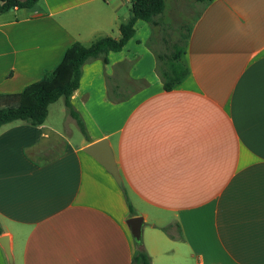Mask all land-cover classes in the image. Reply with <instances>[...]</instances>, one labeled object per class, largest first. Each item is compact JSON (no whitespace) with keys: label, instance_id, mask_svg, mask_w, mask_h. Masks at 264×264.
<instances>
[{"label":"crops","instance_id":"0c3cea01","mask_svg":"<svg viewBox=\"0 0 264 264\" xmlns=\"http://www.w3.org/2000/svg\"><path fill=\"white\" fill-rule=\"evenodd\" d=\"M133 1L0 14V94L41 80L75 43L118 39ZM196 6L165 0L167 31L139 20L122 51L83 66L72 104L86 136L63 98L41 126L0 128V237L14 264H133L132 217L152 264H264V0ZM186 25L188 74L166 91L156 53ZM103 139L121 184L84 151Z\"/></svg>","mask_w":264,"mask_h":264},{"label":"trees","instance_id":"16d2710c","mask_svg":"<svg viewBox=\"0 0 264 264\" xmlns=\"http://www.w3.org/2000/svg\"><path fill=\"white\" fill-rule=\"evenodd\" d=\"M38 0H0V14L14 9L31 8ZM213 0H192L193 5H209ZM165 0H134L130 9V18L120 26V37L110 36L93 42L90 46L75 43L66 52L62 62L44 77L27 86L20 93L0 94V128L6 124L23 121L31 126H41L47 119L51 104L63 98L70 115L77 120L82 133L86 129L80 114L74 109L72 97L78 90L83 66L95 59L107 62L110 52H120L135 35L137 21L143 20L152 27L167 31L169 26L164 22L163 13ZM201 10L197 12L200 13ZM196 18V17H195ZM191 28L186 27V34L177 42L165 40V50L156 53L157 70L166 91L175 88L188 74V68L183 63L187 40ZM131 215H136L129 204ZM167 229H165L166 231ZM0 226V234H2ZM142 241H136L137 250L133 264H152L147 252L142 248Z\"/></svg>","mask_w":264,"mask_h":264},{"label":"water","instance_id":"95a60500","mask_svg":"<svg viewBox=\"0 0 264 264\" xmlns=\"http://www.w3.org/2000/svg\"><path fill=\"white\" fill-rule=\"evenodd\" d=\"M84 151L95 158L103 167L109 171L116 182L121 184V177L119 175L118 167L115 163L113 153L108 144V141L103 139L98 142H95L87 146ZM128 226L131 229L133 237L137 241H141L142 238V226L143 218L142 217H132L127 222ZM0 246L2 247L5 256L7 258L8 264H14L13 253L11 249L10 239L8 236L0 237Z\"/></svg>","mask_w":264,"mask_h":264},{"label":"rangeland","instance_id":"374dc122","mask_svg":"<svg viewBox=\"0 0 264 264\" xmlns=\"http://www.w3.org/2000/svg\"><path fill=\"white\" fill-rule=\"evenodd\" d=\"M201 6H202V5H198V6L194 7V8H192L191 11H190L191 14H192V13H196V14H197V12H198L199 10H201ZM191 20L194 21V20H195L194 17L191 16ZM189 24H190V23H189ZM190 25H191V24H190ZM187 26H189V25H186V27H187ZM186 27H185V30H186ZM167 35H168V34H167ZM171 42H172V41H171ZM59 103H64V102H63V99L60 100ZM59 105H61V104H59Z\"/></svg>","mask_w":264,"mask_h":264}]
</instances>
